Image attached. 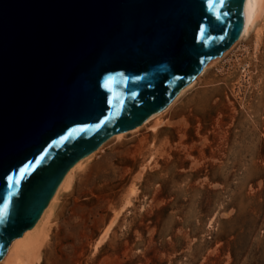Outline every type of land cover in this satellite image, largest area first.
Instances as JSON below:
<instances>
[{"label":"water","instance_id":"1","mask_svg":"<svg viewBox=\"0 0 264 264\" xmlns=\"http://www.w3.org/2000/svg\"><path fill=\"white\" fill-rule=\"evenodd\" d=\"M244 2L0 0V261L74 165L238 41Z\"/></svg>","mask_w":264,"mask_h":264},{"label":"rangeland","instance_id":"2","mask_svg":"<svg viewBox=\"0 0 264 264\" xmlns=\"http://www.w3.org/2000/svg\"><path fill=\"white\" fill-rule=\"evenodd\" d=\"M203 71L84 159L30 232L38 264H264V11Z\"/></svg>","mask_w":264,"mask_h":264},{"label":"bare ground","instance_id":"3","mask_svg":"<svg viewBox=\"0 0 264 264\" xmlns=\"http://www.w3.org/2000/svg\"><path fill=\"white\" fill-rule=\"evenodd\" d=\"M263 11H264V0H245L244 7H243V15H244L243 28H242V31L240 33L238 40H242L244 37H246L250 33V31L253 29L256 21L260 18ZM203 73H204V71L202 70L200 75L202 76ZM192 85H193V82H191L189 85H187V87H184V88L188 89ZM181 93L182 92H180L179 95ZM169 105L164 110L159 112L158 114H155V115L151 116L150 118H148L142 124V127L150 125L153 123V125L150 128L152 131H155L157 128L156 123L160 120V117L169 109L168 108ZM138 129H139L138 127L135 128L133 132L137 131ZM122 136H124V134L120 133V134H117L113 137L114 138H121ZM89 156H87V157H89ZM86 158H84V159H86ZM84 159L80 160L76 165H74L68 171V173L66 174V176L62 180L61 184L59 185L58 189L56 190L53 198L60 191L71 189L75 171L82 165V163L85 161ZM53 198L51 199V201L53 200ZM51 201H50V203H51ZM50 203L48 204L46 209L43 211L41 217L37 221V223L40 221L41 226L43 225L44 221L50 216V214L52 212V210L49 208ZM37 223L34 225V227L37 225ZM111 227H112V225H109L104 229V231L99 236V238L97 239V241L94 245V250H96L100 246V244H102V242L106 239ZM32 229L26 231L22 235V237L15 239L8 246L7 251L5 253V256L3 257L6 264H38L39 263L40 258L37 255L36 248L33 246L29 247L27 245L31 239V233L30 232Z\"/></svg>","mask_w":264,"mask_h":264},{"label":"snow or ice","instance_id":"4","mask_svg":"<svg viewBox=\"0 0 264 264\" xmlns=\"http://www.w3.org/2000/svg\"><path fill=\"white\" fill-rule=\"evenodd\" d=\"M20 171H21V174H23V172L25 171V169H21Z\"/></svg>","mask_w":264,"mask_h":264}]
</instances>
